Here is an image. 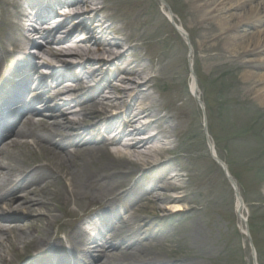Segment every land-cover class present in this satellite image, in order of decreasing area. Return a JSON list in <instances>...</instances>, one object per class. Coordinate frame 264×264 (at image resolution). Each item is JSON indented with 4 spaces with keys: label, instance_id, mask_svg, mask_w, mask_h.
<instances>
[{
    "label": "bare ground",
    "instance_id": "obj_1",
    "mask_svg": "<svg viewBox=\"0 0 264 264\" xmlns=\"http://www.w3.org/2000/svg\"><path fill=\"white\" fill-rule=\"evenodd\" d=\"M104 1L0 0L1 25L12 32L0 45V264H181L189 259L165 253L168 244L159 245L158 234L150 231L166 211L164 202L189 199L170 193L179 189L171 180L180 173L170 174L179 157L162 160L186 122L180 104L184 86L179 88L174 60L158 57L155 43L141 33L133 43L124 39L117 22L102 15ZM204 1V17L215 14L225 43L223 63L244 71L247 99L258 104L264 119V0ZM52 21L59 22L42 47L35 38L37 24ZM176 25L183 36L184 28ZM4 57L11 61L5 72ZM191 90L199 97L196 78ZM109 107L117 112L107 115ZM162 169L166 173L153 185L142 182ZM139 170L140 179L128 190L116 193L113 187L102 198L89 191ZM127 198L133 205L121 204ZM245 206L243 198L238 200L242 223ZM77 208L93 211L83 226L64 238L55 235L56 224L62 231L66 226L57 211L75 215ZM141 208L151 216L132 223Z\"/></svg>",
    "mask_w": 264,
    "mask_h": 264
},
{
    "label": "rangeland",
    "instance_id": "obj_2",
    "mask_svg": "<svg viewBox=\"0 0 264 264\" xmlns=\"http://www.w3.org/2000/svg\"><path fill=\"white\" fill-rule=\"evenodd\" d=\"M165 1L175 22L187 32L189 41L175 28L160 0H105L106 12L102 14L117 22L129 43H133L138 33L146 37V42L155 43L158 57L165 54L174 60L176 75L182 82L179 88L184 86L180 104L185 105L186 122L182 133L174 134L170 145L173 150L162 160L179 157L170 171L172 176L180 173V177L171 180L179 189L170 193L187 194L189 199L180 203L164 202L166 211L160 214L159 222L151 226L150 231L158 234L159 245L168 244L165 253L189 255L181 264H264L263 115L258 104L247 99L242 83L244 71L229 62L223 63L228 58L221 51L225 43L221 40L215 14L204 17L202 4L205 1ZM4 13L0 12V45L12 33L1 25ZM223 38L226 41L228 35ZM2 65L5 72L11 65L10 59L4 57ZM193 78L199 83V97L191 91ZM2 80L0 78V83ZM157 90L156 97L163 91ZM108 110L107 115L117 112L112 107ZM171 124L175 127L178 120ZM212 144L217 156L227 164L236 187L213 157ZM165 171L162 169L142 182L153 185ZM142 173L141 170L132 175L124 173L104 188L89 191L99 198L113 187L116 193L123 192L132 188ZM102 176H98L97 181H102ZM237 191L246 203L243 223L237 209ZM17 193L21 194L22 190ZM123 203L132 204L129 198ZM91 209L77 208L75 215L57 211L66 226L62 231L61 223L56 224L55 235L64 238L66 232L81 226ZM143 215L151 216V211L141 208L131 222L139 221ZM24 259L26 256L14 259V263Z\"/></svg>",
    "mask_w": 264,
    "mask_h": 264
},
{
    "label": "water",
    "instance_id": "obj_3",
    "mask_svg": "<svg viewBox=\"0 0 264 264\" xmlns=\"http://www.w3.org/2000/svg\"><path fill=\"white\" fill-rule=\"evenodd\" d=\"M161 1V3L165 6V7H167L168 9H169V11L171 12V9H170V6L166 3V1L165 0H160ZM173 22V25L175 26V28L178 30V26L176 25V23L174 22V21H172ZM183 33V37H185L186 38V40L187 41H189V39H188V34L186 33V32H182ZM190 49L192 50V47H190ZM213 154V156H214V158L216 159V161H218L219 163H220V161L218 160V157H217V155L216 154H214V153H212ZM225 172H226V175H227V177H228V179H229V181L231 182V184L234 186V187H236V181H235V179L233 178V176L230 174V172H228L227 170H224ZM237 197H238V200H240L242 197L240 196V194H239V192L237 191Z\"/></svg>",
    "mask_w": 264,
    "mask_h": 264
}]
</instances>
